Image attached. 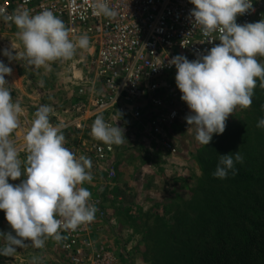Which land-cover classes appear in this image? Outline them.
I'll return each instance as SVG.
<instances>
[{"label": "clouds", "instance_id": "1", "mask_svg": "<svg viewBox=\"0 0 264 264\" xmlns=\"http://www.w3.org/2000/svg\"><path fill=\"white\" fill-rule=\"evenodd\" d=\"M27 2V0H26ZM194 7L189 15L199 26L208 43H219L206 54L189 61L183 55L173 56L168 66L175 67V85L180 100L189 110L184 117L187 131L194 139L208 145L213 134L225 131L226 120L239 106L248 108L253 90L264 87V19L237 24L236 18L254 11L253 0H188ZM95 15L115 17L108 0H93ZM2 12V10H0ZM16 29L23 46L17 57L5 49L0 52L9 61L18 58L36 69L50 70L51 62L71 60L77 49L89 47L88 35L69 38L70 30L51 10L33 14L30 9L16 10L4 15ZM162 65V62L160 66ZM12 68L0 61V211L11 232H0V256L11 257L18 248L40 249L52 238L59 243L61 232L75 231L95 218L97 208L90 202L91 193L83 187L92 182V162L85 155H76L65 147L62 126L50 122L51 105L41 104L34 112L31 126L24 135L26 156L22 161L10 135L19 126L22 108L14 102L5 77ZM43 87V80L40 82ZM264 107V106H262ZM119 113V112H118ZM120 116V113H119ZM264 128V117L256 125ZM123 128L108 124L103 115L93 121L90 134L104 144L120 145L126 139ZM239 151L218 155L214 178L226 179L236 174L235 164L242 163ZM23 179L18 184L9 180ZM31 264H37L33 257Z\"/></svg>", "mask_w": 264, "mask_h": 264}, {"label": "built area", "instance_id": "2", "mask_svg": "<svg viewBox=\"0 0 264 264\" xmlns=\"http://www.w3.org/2000/svg\"><path fill=\"white\" fill-rule=\"evenodd\" d=\"M92 3L93 0H0V22L15 28L11 21L3 19L4 15L24 8L33 14L48 9L65 23L69 37L88 35L87 59L93 81L90 75L81 78L69 123L78 132L79 140L65 145L77 158L83 152L84 134L89 136V155L95 163L114 160L120 151V145L104 144L91 136L90 128L98 115H103L112 126L129 116L134 129H140L137 131L151 142L174 152L170 131L189 110L180 100L181 93L174 80L176 70L168 66V61L176 55L191 61L206 54L219 41L208 43L199 26L193 27L189 12L194 6L188 0H108L109 7L117 12L111 18L95 15ZM253 9L237 16L236 23L264 19V0H253ZM27 130L19 122L10 137L18 152H22L21 159L26 156ZM16 138H20L18 142ZM105 171L114 175L113 164ZM90 202L95 207L98 203L92 199ZM86 226L62 231V247L74 250L72 247L81 240Z\"/></svg>", "mask_w": 264, "mask_h": 264}, {"label": "trees", "instance_id": "3", "mask_svg": "<svg viewBox=\"0 0 264 264\" xmlns=\"http://www.w3.org/2000/svg\"><path fill=\"white\" fill-rule=\"evenodd\" d=\"M251 106L197 151L202 171L192 196L169 203L172 225L154 227L155 264H264V128L256 126L264 87L257 86ZM235 151L243 156L236 174L214 178L218 155Z\"/></svg>", "mask_w": 264, "mask_h": 264}, {"label": "rangeland", "instance_id": "4", "mask_svg": "<svg viewBox=\"0 0 264 264\" xmlns=\"http://www.w3.org/2000/svg\"><path fill=\"white\" fill-rule=\"evenodd\" d=\"M3 26L4 25L0 22V46L2 42L6 41V37L4 38V35H1L5 33L3 32L5 31ZM69 38L71 39V37ZM2 50L5 49H2L0 47V52H2ZM87 51H89L88 48L86 50L77 49L76 54L71 60L57 62L61 64L63 69L68 70V76H70L71 78L72 76L77 77L78 75L82 74L84 76H87L90 74V67L87 59ZM11 52L13 55L15 54V50H11ZM19 55L20 54L17 53V57H19ZM257 60L260 63H264V57L258 56ZM0 61H3L7 66L11 67L12 72H16L17 74H19V70H22L23 67H25L26 71L28 70V68L31 67L29 65V67L24 66L23 61L19 58L16 61H9L8 58L2 54H0ZM45 76H47V74H45ZM8 77L9 76H6L5 79L7 80ZM81 77L83 76H79V78H76V81L78 83H81ZM71 80L65 82L67 83V85H63L65 89H72L67 97L68 107L66 108V112L69 116L72 111L71 106L74 103L73 101L76 100L75 94L79 87V84L72 83L74 87L71 88ZM21 82L25 84V81L22 80ZM258 85H260L259 80H257V86ZM257 86L254 88L253 93L255 92ZM25 88H30V85L27 84ZM16 91L18 90L16 89ZM12 95H14V88L12 90ZM12 99L14 102H17V97H15V95L12 96ZM251 108L252 106L248 107V109ZM243 109L237 106V108L233 111L232 115H229V117L227 118L226 125L238 115H240ZM20 116L22 117L20 120H22L23 114H21ZM60 119H62L61 116ZM68 120L69 121L67 122V124L69 125V123L71 122L69 117ZM126 121H129V123H131V126L128 130L130 135L128 136V139H126V141L120 144V151L118 152L117 158L118 161L114 159L116 162L113 164L114 175H108L107 172L104 170L107 169V167L110 165L109 162H105V165L102 164L101 171L103 172L102 174L104 175V177L103 184L101 185H103V187L101 186V189L96 190L95 188L98 186L93 185V188L95 190L90 191L91 199L98 201V203L96 204L97 212L95 213L94 220L90 223H87L85 231L81 234V240H79V242L72 247L75 251L66 250L62 247L64 243V238L62 235V239L59 243L54 241L52 238H48L45 241L43 248L36 249L31 247L29 244L28 247L18 248L17 251H62L63 254L67 256V259L69 260L70 264H155L154 261H157L156 257H158V251H160V249L154 247L152 242L150 241L151 237L154 236V227L161 225H172L173 206H171L170 208L169 203L177 201L180 202L181 200H188L192 196L195 190L194 188L201 177L202 170L200 167V162L197 159L196 155L197 151L203 145L196 142V140L194 139V132L187 131L188 125L186 124L184 118L181 122V139L183 140V143L178 145L171 138V147H174V152H172L171 149H163L160 144L151 142L148 138L143 135V132L141 134L137 131L140 129L132 128L133 124L129 116H126ZM30 123H32V121L26 122L23 125L29 128ZM62 123H64V120ZM60 125L61 124H58V126ZM173 129L174 131H178L179 127H177L176 129L174 126L172 130ZM172 130L170 131L171 137L172 134H174ZM12 135L13 134L10 135L11 138ZM191 139L192 143H190ZM88 140L89 138H87V142L84 145V148L86 149H83L82 154H85L86 156L90 157V143ZM69 141L70 140H66L65 145H71ZM184 147L186 149V158L184 159L182 164H177L172 161L165 162V164L170 170V176H168V179L171 182H169L168 184H170L174 189L172 190V192L174 193V197L167 199L160 198L159 200H156V203H145L142 201L144 203L142 204V202H138L135 200L136 196L133 192L127 194L125 192L120 191V189L125 187V184H123L122 181L126 180L127 182V172L123 173L121 169L129 167V164L132 163V161H129L130 159H136L134 160V164L135 166H137L139 163L142 164L148 159H154V157H156V152H162L163 154H167L169 156L180 155V153L183 152L182 150L184 149ZM90 159L93 166V169H91V171L98 172L100 169H96V163L91 157ZM21 160L23 161L24 159ZM94 176L95 175H92V180L96 178ZM22 179L23 178H18L15 181L10 179L9 183L15 185L20 183ZM114 186L116 187L115 189H117L118 192H116L112 188H109ZM134 186L132 189H135ZM104 188L108 191V193L103 192V190H105ZM167 188L169 189L170 187ZM0 215L4 217V213L2 211ZM2 226L6 227L5 224H2ZM5 227H3V229L6 230V233L12 231L11 228ZM148 227H150L152 231H146ZM161 231H164V229H161ZM93 235L98 237L93 238L95 237Z\"/></svg>", "mask_w": 264, "mask_h": 264}, {"label": "crops", "instance_id": "5", "mask_svg": "<svg viewBox=\"0 0 264 264\" xmlns=\"http://www.w3.org/2000/svg\"><path fill=\"white\" fill-rule=\"evenodd\" d=\"M3 28L5 29V31H3L5 33L1 35H4V38L6 37V41L2 42L0 47L2 49H8L9 51L15 49L16 53L18 54L22 53L23 46L16 37V32H17L16 27L15 28L7 27L6 25H4ZM11 47L14 49H11ZM23 64L24 66H28L25 61H23ZM19 71H20L19 74H17L16 72H12L11 75H9L8 79L6 80L8 82L7 87L10 90L11 96L15 95V97H17V102H19L22 108L21 114H23V119L20 120L22 117L19 116V122L24 124L26 122L32 121L34 119V112L37 110V108L41 104H48V105H51L54 109L53 113L50 114V122L55 125H58V124L66 125V127H64L62 131L65 135V139L70 140L69 143L73 144L77 140H79L78 132H75L67 124V122L69 121L68 117L69 119H70V116L72 117L71 114L69 116L68 113L66 112V108L68 107L67 97L70 94L72 89L70 90L65 89L63 85L64 84L67 85V83L65 82L73 78L71 80V85H72L71 88H73L74 85L72 83L80 84L76 81L77 77L79 78V76H83L81 78H84L86 76L82 74V75H78L77 77L72 76L71 78L70 76H68V70L63 69L61 64L57 61L51 62L50 70L48 71H46L44 68L36 69L32 66L28 68L27 71L25 70V67H23L22 70H19ZM45 74H47V76H45ZM89 75H90V79L93 81V78H92L93 76L91 75V73ZM22 80L25 81V84L21 82ZM41 80H43L44 82L43 87H41L39 83ZM27 84L30 85V88H25ZM13 88H14V95H12ZM15 88L18 91H16ZM25 112L27 113V115ZM60 116L62 119H60ZM85 116H88V112L85 113ZM63 120H64V123L66 124L62 123ZM181 125L182 123L175 125L176 129L177 127H179L178 131H174V129L172 130L174 134H172L171 138L178 145L183 143L182 142L183 140L181 139V135H182ZM29 126H31V123L29 124ZM130 126H131V123H129V121H126V117L123 119L121 123L117 124V127L123 128L124 130L123 135L125 136L126 139H128V136L130 135L128 131ZM87 138H89V136L84 134L83 149H86L84 148V145L87 142ZM19 139L20 138H16L15 141L18 142ZM126 139L124 141H126ZM190 143H192V139L190 140ZM182 151L183 152H181L180 155H177V156H169L167 154H163L162 152L161 153L156 152L155 153L156 157H154V159H148L149 161L146 160V162L142 164L139 163L137 166H135L134 164L135 163L134 160L136 159H133V160L130 159L129 161H132V163L129 164V167H125L121 169L123 173L127 172L126 173L127 182L126 180L122 181L123 184H125V187L120 189V191L125 192L127 194H130L131 192H133L136 196V199H135L136 201L138 202L143 201L145 203H151V202L156 203L157 202L156 200H159L160 198L167 199V198L174 197L173 196L174 193L172 192V190L174 189L170 184H168L169 182H171L168 179V176H170V173H169L170 170L165 164V162L172 161L177 164H182L184 159L186 158L185 157V153H186L185 147ZM19 155H20V158L23 157L22 152L19 153ZM81 155H85V154L81 153ZM86 157L90 158L89 156H86ZM117 158H118V155L114 157L116 161H118ZM161 158H165V159H161ZM115 160L114 161L108 160V161H104L101 163H96L95 165L97 166L96 169L99 168L100 170L98 172L91 171V174L95 175L94 177L96 178H94V180H92L91 183H85L82 186L87 188L89 191H92L95 189L96 190L101 189L103 187V185L101 184H103V177H104V175L102 174L103 172L101 171L102 164H104L105 162H109L110 165H112L116 162ZM91 169H93V166ZM117 177H118V174H117ZM93 185L98 186V187L94 189ZM133 186L135 187V189L137 187V189L136 190L132 189ZM167 187H170V188L168 189ZM109 188H112L113 190L118 192V190L115 189L116 188L115 186L109 187ZM103 192L108 193L106 189L103 190ZM143 202L142 204H144ZM2 224H5L7 228H10V226L7 224L4 217L0 215V231L6 233V230L3 229V227L5 226H2ZM96 237L98 236H95L93 238H96ZM33 257L37 259V264H70L69 260L67 259V256L64 255L62 251H16V254H14V256H11V257L0 256V264H31Z\"/></svg>", "mask_w": 264, "mask_h": 264}]
</instances>
